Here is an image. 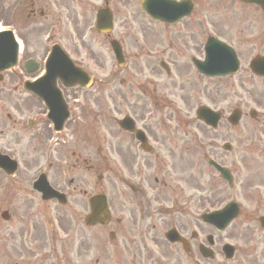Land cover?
<instances>
[{"label": "flooded vegetation", "instance_id": "flooded-vegetation-1", "mask_svg": "<svg viewBox=\"0 0 264 264\" xmlns=\"http://www.w3.org/2000/svg\"><path fill=\"white\" fill-rule=\"evenodd\" d=\"M98 7V0H0V32L8 26L15 47L1 36V56L16 55L13 67L0 72V156L7 157L1 160L8 168L0 167V251L10 252L14 264H243L237 257L241 241L243 252L252 251L246 262L264 264V115L248 108L245 116L249 104L264 112V82H256L257 76L245 82L236 74L194 73V56L203 57L206 39L179 37L160 53L169 65L166 75L173 77L162 84L172 107L157 117L160 105L141 94L140 104L127 106L136 112L133 128L144 134H112L103 149L97 139L76 132L82 123L78 101L89 88L66 87L57 78L55 87L37 85L46 102L26 89L25 81L45 72L56 44L89 73L104 65L103 58L97 62L91 33ZM155 61L145 60L148 72L157 70ZM1 62L4 68L7 61ZM125 79L140 84L134 72ZM240 88L249 101L237 94ZM59 97L70 110L56 131L47 105L54 114ZM204 105L220 110L214 126L194 112ZM8 158L16 161L12 174ZM102 172L109 188L106 213L90 202ZM46 183L62 197L43 199L39 188ZM34 199L43 203L39 211ZM229 201L238 213L227 228L201 220L210 206ZM92 208L97 221L87 219ZM170 231L176 240L167 239Z\"/></svg>", "mask_w": 264, "mask_h": 264}, {"label": "rangeland", "instance_id": "rangeland-1", "mask_svg": "<svg viewBox=\"0 0 264 264\" xmlns=\"http://www.w3.org/2000/svg\"><path fill=\"white\" fill-rule=\"evenodd\" d=\"M125 10L134 13V21L130 22L132 27L136 28L140 24L146 26L148 19L138 8V0L126 1ZM194 11V14L188 18V20H184L183 23L176 28L181 30V32H188L184 31V26H187L189 28V34L193 32V34L197 33L198 35H202L201 27H205L204 33L207 31L210 34L219 36L237 50L243 68H246L249 59L254 55L264 53V15L258 8L230 0H197ZM127 26L128 25L125 23V27ZM125 27L119 28L118 31H125ZM147 27L151 30L150 37L155 36V34L152 35V30L153 27L155 28V25ZM99 49H102L107 55L105 46H100L99 44ZM245 73L246 71H243V75H245ZM103 89L104 87L98 88L99 95L102 94ZM240 94L242 98L245 99L246 93L240 92ZM99 108L100 102L92 106L94 112ZM105 116L106 113L100 115L98 119L106 121ZM110 123L111 121L109 120L108 125ZM193 130L196 132L199 131L196 126ZM97 132L99 134V130H97ZM243 239L245 241L246 238ZM244 246L245 243L241 244L240 241V251L237 254L239 262L243 260ZM36 255L39 256V254ZM33 258L39 261L38 257L35 258L33 256ZM0 264H14L10 252L0 251Z\"/></svg>", "mask_w": 264, "mask_h": 264}, {"label": "water", "instance_id": "water-1", "mask_svg": "<svg viewBox=\"0 0 264 264\" xmlns=\"http://www.w3.org/2000/svg\"><path fill=\"white\" fill-rule=\"evenodd\" d=\"M246 1H250V2H255V3H258L260 4L263 9H264V0H246Z\"/></svg>", "mask_w": 264, "mask_h": 264}]
</instances>
